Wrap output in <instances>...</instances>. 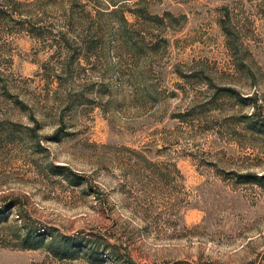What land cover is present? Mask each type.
Here are the masks:
<instances>
[{
    "label": "rangeland",
    "instance_id": "obj_1",
    "mask_svg": "<svg viewBox=\"0 0 264 264\" xmlns=\"http://www.w3.org/2000/svg\"><path fill=\"white\" fill-rule=\"evenodd\" d=\"M107 1L0 0V264H264V0Z\"/></svg>",
    "mask_w": 264,
    "mask_h": 264
},
{
    "label": "trees",
    "instance_id": "obj_2",
    "mask_svg": "<svg viewBox=\"0 0 264 264\" xmlns=\"http://www.w3.org/2000/svg\"><path fill=\"white\" fill-rule=\"evenodd\" d=\"M103 1L107 4H109V1H107V0H103ZM109 5H113V4H109ZM129 12L134 14V11H129ZM139 12H142V10H140ZM154 18H157V17L154 16ZM121 21L126 23V20L123 16L121 17ZM247 176L256 178V177H254L255 175L249 174V173H245L242 175V177H247ZM41 246H42V243L37 238H34V237L30 238V237L25 236L21 239L20 247L23 249H36V248H39ZM46 247H47V251L50 252L51 255H53L57 258H60V257H63L62 254L68 252L69 243L66 240H64L63 238H59L56 241H54V239H52L50 241V243L46 245Z\"/></svg>",
    "mask_w": 264,
    "mask_h": 264
}]
</instances>
